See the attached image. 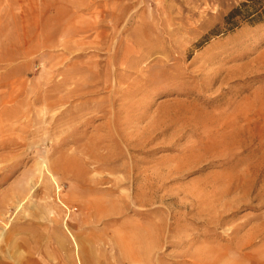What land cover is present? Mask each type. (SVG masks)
Here are the masks:
<instances>
[{
    "label": "rangeland",
    "instance_id": "374dc122",
    "mask_svg": "<svg viewBox=\"0 0 264 264\" xmlns=\"http://www.w3.org/2000/svg\"><path fill=\"white\" fill-rule=\"evenodd\" d=\"M244 1L0 0V264L36 228L112 264H264V12L224 22Z\"/></svg>",
    "mask_w": 264,
    "mask_h": 264
},
{
    "label": "crops",
    "instance_id": "0c3cea01",
    "mask_svg": "<svg viewBox=\"0 0 264 264\" xmlns=\"http://www.w3.org/2000/svg\"><path fill=\"white\" fill-rule=\"evenodd\" d=\"M34 232V236L12 243L14 248L24 247L27 257L8 260V264H112L103 248H100L99 255L91 254V249L86 246V239L75 238L70 231H67L69 236L64 235L60 229L55 236H46L37 228ZM78 245L81 247L78 248ZM78 253L80 259L77 257ZM122 264H125V261H122Z\"/></svg>",
    "mask_w": 264,
    "mask_h": 264
},
{
    "label": "trees",
    "instance_id": "16d2710c",
    "mask_svg": "<svg viewBox=\"0 0 264 264\" xmlns=\"http://www.w3.org/2000/svg\"><path fill=\"white\" fill-rule=\"evenodd\" d=\"M263 12L264 0H246L240 6L231 10L225 17L224 22L233 29L238 28L242 22L258 19Z\"/></svg>",
    "mask_w": 264,
    "mask_h": 264
},
{
    "label": "bare ground",
    "instance_id": "6f19581e",
    "mask_svg": "<svg viewBox=\"0 0 264 264\" xmlns=\"http://www.w3.org/2000/svg\"><path fill=\"white\" fill-rule=\"evenodd\" d=\"M56 77V76H55ZM67 86V84H65V86L64 87H66ZM67 90H69V92L70 93H73V92H75L76 91V88H74V89H72V90H70V89H67ZM62 97V96H61ZM87 103V102H86ZM75 107V106H74ZM81 109V108H80ZM79 107L77 108H73V109H70V110H66L63 114H61V115H66V113L67 112H69V114H70V116H73L74 118L72 119V121L74 122V121H77V119L78 118H82V117H84V116H86V114L85 113H79ZM52 116V115H51ZM68 127V126H67ZM147 129V128H146ZM142 134V133H141ZM144 135V134H143ZM46 144V143H45ZM160 144V143H159ZM69 158L70 159H72V160H74L73 158H72V155H70L69 156ZM68 163V164H67ZM69 163L70 162H66V163H63L64 165L62 166V165H60V164H58V166H61V167H63L62 169H65V168H68L70 165H69ZM57 166V167H58ZM54 169H57V168H55V167H53L52 166V169L51 170H54ZM180 169V168H179ZM65 170H68V169H65ZM219 182V181H218ZM55 183V182H54ZM58 189V192H59V188H57ZM60 204H62L61 202H59ZM244 242V241H243Z\"/></svg>",
    "mask_w": 264,
    "mask_h": 264
}]
</instances>
